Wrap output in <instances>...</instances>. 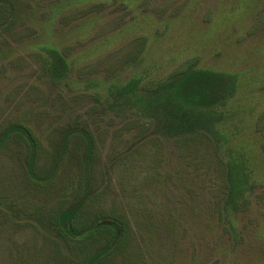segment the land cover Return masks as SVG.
I'll return each mask as SVG.
<instances>
[{"label":"rangeland","instance_id":"374dc122","mask_svg":"<svg viewBox=\"0 0 264 264\" xmlns=\"http://www.w3.org/2000/svg\"><path fill=\"white\" fill-rule=\"evenodd\" d=\"M57 1L20 0L16 22L0 24V133L23 124L42 144L36 180L17 137L0 148V264H81L98 251L103 238L66 243L44 213L83 187L82 219L126 217L138 243L100 264H264V182L238 217L235 248L219 219L222 171L211 148L181 150L149 113H120L108 100L113 83L135 78L143 88L197 58L237 75L235 99L253 108L241 136L264 179V0H60L50 11ZM140 35L148 41L137 56ZM52 44L70 62L59 84L45 67L42 47ZM85 133L97 148L89 185ZM13 188L16 203L1 197ZM149 238L175 253L158 256L155 246L146 263L131 262Z\"/></svg>","mask_w":264,"mask_h":264},{"label":"trees","instance_id":"16d2710c","mask_svg":"<svg viewBox=\"0 0 264 264\" xmlns=\"http://www.w3.org/2000/svg\"><path fill=\"white\" fill-rule=\"evenodd\" d=\"M62 2L59 0L50 5V11L55 7L62 8ZM104 2L105 0H101V4ZM20 5V0H1L0 24L7 26L15 23L19 18L17 11ZM138 38H142L139 39L141 51L137 52V56H140L138 54L145 52L148 39L144 35ZM42 49L47 56L45 67L50 71L52 80L59 84L69 73L70 62L65 53L54 44L44 45ZM197 61L198 58L187 61L169 75L155 81H147L143 88L137 89L138 81L135 78L127 83H113L115 86L108 100L113 101L115 109L120 113L126 112L142 117L149 113L151 116L149 118L156 124V132L169 136L173 144L181 150H193L199 143L211 148L213 157L222 171L224 193L219 205V219L230 231L232 244L237 248L241 239L238 217L243 209L249 207L255 190L264 182L263 174L259 173L258 166L250 154L252 149L245 141L246 136H241L246 131L248 117L253 113V108L235 99L238 88L237 75L198 67ZM74 129L76 128L66 132L63 146ZM85 136L87 149L82 160L85 162L89 185L91 163L97 148L92 135L85 133ZM15 137L21 143L19 150L25 154L29 171L34 174L36 157L42 148L39 137L30 127L16 124L0 133V148ZM160 151L158 148L156 152ZM79 212L80 207L74 210L63 208L51 210L52 215L60 217L58 220L52 219L49 224L66 240V243L81 242L82 239L87 240V244L102 238L105 240L98 253L92 257L88 255L84 257L83 264H100L103 260L109 259L113 250L128 247L134 249V246L138 245L131 241L134 228L126 217L117 215L112 221L105 219L104 222L98 218L90 225L86 223L80 227L76 221ZM151 242V238L145 240L143 255L135 253L131 262L146 263L149 252L155 246L160 248L158 256L164 257L166 246L163 243L161 246H154ZM168 253L174 254V248L165 252Z\"/></svg>","mask_w":264,"mask_h":264},{"label":"crops","instance_id":"0c3cea01","mask_svg":"<svg viewBox=\"0 0 264 264\" xmlns=\"http://www.w3.org/2000/svg\"><path fill=\"white\" fill-rule=\"evenodd\" d=\"M29 173L32 176V178L34 180H36L35 179L36 176L32 175L30 171H29ZM36 185L37 186L38 185L39 186H42L43 184L38 183ZM12 190H13L12 191V194L11 193H4L1 197H3L4 200H6V198H11L16 203V200H15L16 199V190L14 188ZM87 196H88L87 189H85V187H83L82 191H78V193L76 194V197L74 199H69L68 200L69 202H66V203L63 202V203H61V206H60V204L59 205L57 204V206L54 207L52 210L60 209V208H63L64 210H74V209H76L78 207L81 208L84 205V202L86 201ZM43 207H45V206H43ZM28 209H29V207H28ZM28 209L27 210H25L23 208L21 209L23 211V215L24 214L25 215L26 214H29V215L32 214L31 212L30 213L27 212ZM50 212H51V209L45 210V212H44L45 213V217H47V219H46L47 222H50L52 219H55V220L56 219L57 220L59 219L60 216H58V215H52L53 213L51 214ZM80 213L81 212H79V215L76 218L77 225L80 226V227L84 226L87 223V221H89V225H90L91 223H93L94 221H96L99 218V217H96V218H89V219H84L83 220ZM87 245H89V244H87ZM102 246H100L99 250L96 251L95 253H91L90 252L87 255L92 257L94 254L98 253L102 249ZM81 264H83V261L81 262Z\"/></svg>","mask_w":264,"mask_h":264}]
</instances>
